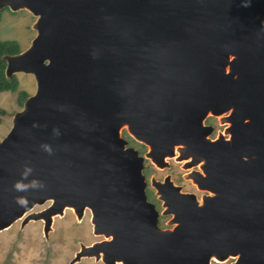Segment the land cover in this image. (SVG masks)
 I'll return each mask as SVG.
<instances>
[{"label": "water", "instance_id": "water-1", "mask_svg": "<svg viewBox=\"0 0 264 264\" xmlns=\"http://www.w3.org/2000/svg\"><path fill=\"white\" fill-rule=\"evenodd\" d=\"M4 6L36 16L29 45L3 55L6 76L31 73L35 90L0 139V230L42 218L47 234L53 214L89 208L104 238L81 243L71 262L264 264V0ZM226 112L228 138H207L206 115ZM123 126L148 146L143 154ZM175 146L184 167L200 168L187 177L210 193L199 201L169 175L151 177L173 214L162 228L143 160L165 167Z\"/></svg>", "mask_w": 264, "mask_h": 264}, {"label": "rangeland", "instance_id": "rangeland-1", "mask_svg": "<svg viewBox=\"0 0 264 264\" xmlns=\"http://www.w3.org/2000/svg\"><path fill=\"white\" fill-rule=\"evenodd\" d=\"M36 16L25 8L2 11L0 19V38H14L18 40L22 49L26 48L36 33L32 26ZM19 79V88L25 89L30 94L35 90V79L31 73L16 72ZM0 107L5 111L0 113V139L6 134L12 125L14 111L22 108L17 102L16 92L3 90L0 92ZM220 115H217L219 119ZM215 118H212L214 120ZM217 119V120H218ZM215 120V121H217ZM228 124V122H226ZM218 127H221L218 124ZM121 134L128 142L137 148L141 154L147 149V145L134 139L126 126L121 129ZM142 149V151H140ZM168 165L159 167L148 157L143 160V167L148 179V186L155 187L150 179H162L165 175L183 184L185 188L193 189L197 193L201 189L196 188V183H191V178H182L181 173L189 168L184 167L185 161L176 157H167ZM50 201L35 204L30 211H39L45 208ZM55 217V218H54ZM51 226L47 232L43 230V219H29L22 222V218L14 220L9 226L0 230V264H104L101 259L94 256H82L71 262L75 252L79 250L81 243L90 244L93 241L104 238L102 234H96L92 229L91 212L88 208L78 218L72 207L65 208L62 214L54 215ZM229 257L225 262H232ZM212 264H224L222 261L211 260ZM117 264H120L117 262Z\"/></svg>", "mask_w": 264, "mask_h": 264}, {"label": "flooded vegetation", "instance_id": "flooded-vegetation-1", "mask_svg": "<svg viewBox=\"0 0 264 264\" xmlns=\"http://www.w3.org/2000/svg\"><path fill=\"white\" fill-rule=\"evenodd\" d=\"M226 114H227V112L222 114L221 116H219V119L217 118V115H215V114L206 115V117L203 120V123L204 124H210L212 126L211 132L206 135L207 138L216 139V138H220L222 135L225 138H228L229 135H228V133L225 132V129L227 128L228 124L225 121L221 120V117L226 115ZM212 118H215V119L212 120ZM215 120H217V121H215ZM218 124H220L221 127H218ZM127 144L131 145L129 142ZM143 145H145V144H143ZM177 155H178V153H177ZM187 168H189V169L186 170V171H183L181 173V176L184 179L189 178V177H187L189 174H193L194 172L200 170L198 165H191L190 167H187ZM143 173L145 174L144 167H143ZM165 176L162 179H158V180L163 181ZM145 178H146V175H145ZM146 181H147V184H146V187H145L146 196H147L148 200L152 201L155 204V206H156V208H157V210L159 212V214H158V224H159V226H161L162 228L172 227L173 223L170 222V221L173 218V214L171 212L167 211L168 210L167 206L163 205V198H161V195L157 192L156 188L155 189H151L148 186V179H146ZM173 182L180 186L179 187V191L181 193H186L187 197H188V195H190L192 193V194H194V197L197 200H199V201L202 199L203 195H206V194L210 193L206 189L199 188L197 186V184H196V188L202 190L199 193H197L193 189L185 188L183 186V184H181L179 182H175V181H173ZM191 183H194L193 180H191ZM161 189H164V188H161ZM225 263H230V262H225Z\"/></svg>", "mask_w": 264, "mask_h": 264}, {"label": "trees", "instance_id": "trees-1", "mask_svg": "<svg viewBox=\"0 0 264 264\" xmlns=\"http://www.w3.org/2000/svg\"><path fill=\"white\" fill-rule=\"evenodd\" d=\"M8 9L7 6H4L0 10V19L2 11ZM22 50L18 40L14 38H0V92L3 90H10L16 92L17 102L22 105L24 100L30 94L25 89L19 88V79L16 73H13L10 77H7L5 74V65L6 60L3 55L7 53H16ZM5 109L0 107V113L4 112ZM142 151V149H140Z\"/></svg>", "mask_w": 264, "mask_h": 264}, {"label": "clouds", "instance_id": "clouds-1", "mask_svg": "<svg viewBox=\"0 0 264 264\" xmlns=\"http://www.w3.org/2000/svg\"><path fill=\"white\" fill-rule=\"evenodd\" d=\"M31 184H32L33 186H35V187H40V186H42V182H40V181H36V180H33V181L31 182ZM15 188H16L17 191H23V190H26V186L22 185L21 182H17L16 185H15ZM21 199H22V198H21ZM17 202L19 203V199H18Z\"/></svg>", "mask_w": 264, "mask_h": 264}, {"label": "bare ground", "instance_id": "bare-ground-1", "mask_svg": "<svg viewBox=\"0 0 264 264\" xmlns=\"http://www.w3.org/2000/svg\"><path fill=\"white\" fill-rule=\"evenodd\" d=\"M221 116V115H220ZM175 152L176 153H178V151H177V146H175ZM177 156V154H175L173 157H176ZM179 160V159H178ZM182 161H187V160H189V159H186V158H184V159H181ZM67 207H70V206H67ZM67 207H65V208H67ZM86 209V208H85ZM89 209V208H88ZM90 210V209H89ZM54 215H56V214H53L52 215V218L54 217ZM19 218H22V217H19ZM55 218V217H54ZM32 219V218H31ZM216 261H220V260H218V259H216V258H214ZM118 262V261H117ZM118 263H120V262H118Z\"/></svg>", "mask_w": 264, "mask_h": 264}]
</instances>
